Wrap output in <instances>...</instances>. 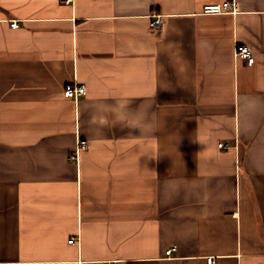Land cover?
<instances>
[{"label":"crops","instance_id":"crops-1","mask_svg":"<svg viewBox=\"0 0 264 264\" xmlns=\"http://www.w3.org/2000/svg\"><path fill=\"white\" fill-rule=\"evenodd\" d=\"M224 1L0 0V264H264V0Z\"/></svg>","mask_w":264,"mask_h":264},{"label":"built area","instance_id":"built-area-1","mask_svg":"<svg viewBox=\"0 0 264 264\" xmlns=\"http://www.w3.org/2000/svg\"><path fill=\"white\" fill-rule=\"evenodd\" d=\"M64 1L69 2L70 0H64ZM238 11H239V4L234 0H226L222 3L206 4L203 7V13H206V14L236 13ZM11 25L13 27L19 26L17 21H13L11 23ZM150 25L153 29H158L159 27H161L162 21H161V19L157 18V19L151 21ZM236 55L243 58L244 60H246L248 62V64H252L255 60L252 50L246 44H238L236 46ZM64 93H65V96H67L69 98L77 99L86 93V86H85V84L79 83L78 81L69 82L65 86ZM219 146L224 147V143H220ZM87 148H88V141L83 139L79 142L77 150L78 151L79 150H85ZM78 151H77V153H78ZM77 158H78L77 154H71L69 156V160H71L73 162L77 161ZM69 242L74 243L75 238H71L69 240ZM175 249H176L175 247L170 248L167 251V254L168 255L172 254ZM207 262H208V264H218V263H216V261L214 260V257H212V256H209L207 258Z\"/></svg>","mask_w":264,"mask_h":264}]
</instances>
